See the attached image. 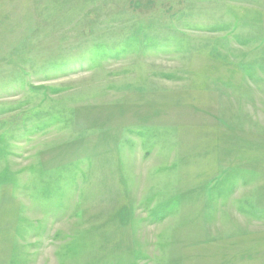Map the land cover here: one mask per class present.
I'll use <instances>...</instances> for the list:
<instances>
[{
    "label": "rangeland",
    "instance_id": "rangeland-1",
    "mask_svg": "<svg viewBox=\"0 0 264 264\" xmlns=\"http://www.w3.org/2000/svg\"><path fill=\"white\" fill-rule=\"evenodd\" d=\"M0 264H264V0H0Z\"/></svg>",
    "mask_w": 264,
    "mask_h": 264
}]
</instances>
